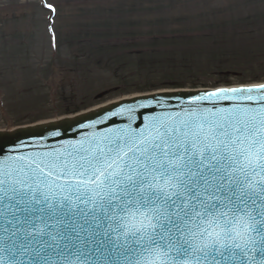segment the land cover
<instances>
[{
	"label": "snow or ice",
	"instance_id": "1",
	"mask_svg": "<svg viewBox=\"0 0 264 264\" xmlns=\"http://www.w3.org/2000/svg\"><path fill=\"white\" fill-rule=\"evenodd\" d=\"M172 95L0 157V264H264V83Z\"/></svg>",
	"mask_w": 264,
	"mask_h": 264
},
{
	"label": "rangeland",
	"instance_id": "2",
	"mask_svg": "<svg viewBox=\"0 0 264 264\" xmlns=\"http://www.w3.org/2000/svg\"><path fill=\"white\" fill-rule=\"evenodd\" d=\"M255 82L264 0H0V129L153 90Z\"/></svg>",
	"mask_w": 264,
	"mask_h": 264
},
{
	"label": "water",
	"instance_id": "3",
	"mask_svg": "<svg viewBox=\"0 0 264 264\" xmlns=\"http://www.w3.org/2000/svg\"><path fill=\"white\" fill-rule=\"evenodd\" d=\"M256 85H247V86H236V87H249ZM233 88V87H231ZM218 89H230V88H218ZM218 89H197V90H168V91H159L150 94H142L137 96H132L129 98H123L119 101L109 103L107 105L91 109L89 111L76 114L72 117L57 118L54 121H49L45 123H38L35 125L18 127L13 130L0 131V157L7 158L9 155L13 154L14 149L26 150L25 146L37 144H55L56 142L51 139L53 132H60L62 135L59 138L60 142L71 141L81 138V134L86 133L91 135L93 132H96L95 127L89 129V124H96L98 121L104 119L108 113L112 110L119 111V108H116L118 102L129 101L134 97H145L156 93H170L173 94L170 101L169 111L177 109L178 105H187L188 102L193 98L194 94L203 91H215ZM256 95V94H254ZM155 103V101H153ZM125 108L132 107L138 110V104H125ZM161 109H157V112H161ZM133 120L139 122L136 119L135 112L132 113ZM145 117H142V119ZM127 123V113L123 118H115L109 122L107 126L102 125L101 127L107 131L109 127H124ZM83 126V127H82ZM0 256H7L6 253H0ZM24 260H27L28 257H23Z\"/></svg>",
	"mask_w": 264,
	"mask_h": 264
},
{
	"label": "bare ground",
	"instance_id": "4",
	"mask_svg": "<svg viewBox=\"0 0 264 264\" xmlns=\"http://www.w3.org/2000/svg\"><path fill=\"white\" fill-rule=\"evenodd\" d=\"M162 90V89H161ZM129 96H131V95H129ZM125 98H129V97H125ZM102 105H104V104H102ZM102 105H100V106H102ZM57 118H60V117H57ZM57 118H54V119H48V120H43V121H51V120H55V119H57Z\"/></svg>",
	"mask_w": 264,
	"mask_h": 264
}]
</instances>
